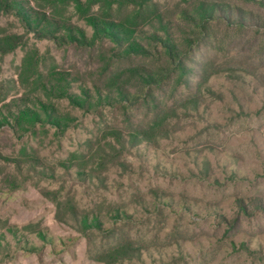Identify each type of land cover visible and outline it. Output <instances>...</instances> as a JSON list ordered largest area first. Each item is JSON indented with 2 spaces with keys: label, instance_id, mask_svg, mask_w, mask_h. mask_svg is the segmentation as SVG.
Segmentation results:
<instances>
[{
  "label": "rangeland",
  "instance_id": "1",
  "mask_svg": "<svg viewBox=\"0 0 264 264\" xmlns=\"http://www.w3.org/2000/svg\"><path fill=\"white\" fill-rule=\"evenodd\" d=\"M0 32L23 45L0 53V264H264V32L215 27L153 131L145 106L44 94L52 73L97 83L99 47L37 38L13 13ZM204 61L221 72L203 80ZM40 101L69 115L62 129L12 124Z\"/></svg>",
  "mask_w": 264,
  "mask_h": 264
},
{
  "label": "trees",
  "instance_id": "2",
  "mask_svg": "<svg viewBox=\"0 0 264 264\" xmlns=\"http://www.w3.org/2000/svg\"><path fill=\"white\" fill-rule=\"evenodd\" d=\"M245 1L250 7L195 0L171 11L155 0H0V13H13L37 38L80 49L99 47L98 82L75 85L77 79L71 77L64 83L59 73H52L41 84L48 98L66 99L84 110L117 104L127 113L145 106L152 115L147 126L151 124L148 129L153 131L169 98L189 87L202 47L214 48L218 42L215 27L238 33L252 30L253 38L264 32V0ZM18 45L23 46L17 33L0 32V53ZM205 63L203 80L221 72L211 64L208 72L209 62ZM39 104L41 112L26 108L14 113L12 124L21 128L26 122H46L57 129L67 124L69 115L56 104Z\"/></svg>",
  "mask_w": 264,
  "mask_h": 264
}]
</instances>
